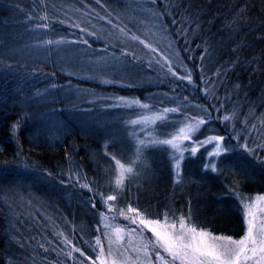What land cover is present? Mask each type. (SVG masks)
Returning a JSON list of instances; mask_svg holds the SVG:
<instances>
[{
    "label": "trees",
    "instance_id": "16d2710c",
    "mask_svg": "<svg viewBox=\"0 0 264 264\" xmlns=\"http://www.w3.org/2000/svg\"><path fill=\"white\" fill-rule=\"evenodd\" d=\"M150 4L163 16L184 70L175 75L171 86L117 91L140 96L146 91L147 104L159 105L155 96H150L164 88L177 97L178 101L173 100L172 104L199 106L195 117L204 116L203 110L207 109L210 119L199 132L198 140L222 135L226 146L234 150L217 159L221 172L216 174L203 170L204 163L211 158L208 149L202 148L182 162L183 178L177 182L170 153L149 149L151 166L146 170V181L136 180V175L128 179L118 206L130 204L148 218H162L165 211L170 216L188 215L190 211L192 222L198 227L239 239L244 230L243 217L228 188L236 187L253 197L264 194V163L240 147L246 140L264 158V148L257 147L264 144V0H150ZM50 9L43 0H0V264H8L9 260L13 264H79L83 259L79 253L74 252L72 258L65 255L69 248L63 243L64 237L86 256L95 258L89 244L100 234L96 231L99 212L106 209L94 193L108 194L114 187L111 155H115L116 146L105 148L108 137L97 133L95 127L82 128L70 123L65 114L60 115L64 126L55 128V134L42 123L37 126L34 120L40 116L48 118L50 113L42 105L33 108L29 103L34 101L30 97L43 86L22 72L39 71L55 76L56 81H61L59 88L65 82L84 89L111 88L72 78L52 64L12 65L8 62L15 58L2 57L6 29L10 26H25L28 30L38 23H48V29L64 32L60 28L63 22L48 12ZM13 12L24 19L14 17ZM85 13L89 16V12ZM43 15L55 22L41 21ZM9 68L11 72L7 71ZM189 73L191 83L179 79ZM205 88L209 95H205ZM53 99L51 96L43 101L48 110L57 105ZM58 99L63 108L64 103ZM221 105L217 112L215 109ZM182 113L184 117L192 112ZM232 113L235 117L230 121L218 118ZM14 124L20 125L15 135ZM237 134L239 141L233 138ZM106 152L111 155H105ZM138 182L145 186L142 194L133 187ZM84 183L90 184L93 192L81 188ZM136 200L145 205H137ZM52 209L57 213L55 226L47 216Z\"/></svg>",
    "mask_w": 264,
    "mask_h": 264
},
{
    "label": "rangeland",
    "instance_id": "374dc122",
    "mask_svg": "<svg viewBox=\"0 0 264 264\" xmlns=\"http://www.w3.org/2000/svg\"><path fill=\"white\" fill-rule=\"evenodd\" d=\"M43 2L44 5L50 6L51 9L48 12L56 16L58 21L63 22L60 24V28L65 33L51 29L36 30L35 27H29L27 30L25 26H10L6 29L5 46L1 51L2 57L6 59L15 58L16 60L8 62L12 65L22 62L37 66H51L49 64H52L58 66L62 73L72 78L83 81L88 80L99 87H110L111 89L110 91L92 88L84 89V87L82 88V86L71 82H65L63 87L59 88L57 84L58 82L61 83V81H56L55 76L39 71H24L22 73L28 79L32 81L33 79L38 80L40 85L43 86L38 93L30 97L34 101L29 104L33 108H38L42 105L41 107L50 113L48 118L40 116L34 122H37V126L42 123L44 128L47 127L55 134V128L64 126L60 115L65 114L68 121L78 127L90 129L95 127L97 133L108 137L107 145L116 146L115 155L123 162H126L134 151L133 144L128 137L129 127L126 122L129 119H135L142 112V109L137 106L128 108L123 106L114 107L113 105L120 103L117 99L119 97H123L128 101L139 100L141 103L147 104L146 91L140 96L137 94H123L119 90L117 91V88L127 90L132 87H163L165 84L171 86L170 84L175 76L169 72L163 57H168L172 61V72L177 71V74L184 70L180 55H176V53H179L176 42L168 33L163 16L157 8H153L150 0H43ZM85 12H89V16ZM13 15L18 17V19H24V17L21 18L18 16L19 14L14 12ZM48 20L55 22L54 19ZM109 20L112 21L111 24L108 23ZM65 23L79 24L80 28H84L86 31L82 33L80 28L70 27ZM113 25H119L125 28L130 35H136L140 39L151 43L157 51H150L138 41L132 40L130 35H121ZM68 31L77 34V37L66 33ZM89 33H94V35ZM86 36L89 37L88 43H81L80 41L85 40ZM61 37L67 41L77 40L78 42L65 43L59 47L55 45L50 47L37 46L39 41L46 39L55 40ZM170 41L174 45L172 48L168 46ZM102 45L107 47H101ZM122 52H126L129 55L123 56L121 55ZM133 53L135 58L132 56ZM7 71L11 72L12 69L9 68ZM103 81L111 82L105 83ZM161 90L163 91L150 96V98L155 96V101L159 104L155 105L153 104L154 102L148 104L153 111H162L164 108L180 106L176 103L172 104L173 100L178 101L176 96L164 88ZM51 96L54 97L53 102L55 105L57 102V105L56 107L54 106L55 108L48 110L43 101ZM58 97L64 103L63 108L58 103ZM166 104L172 107H168ZM180 107L181 109L183 108L182 111L187 110L192 113L184 117L182 111L168 113L167 117L170 126L166 128L158 127V132L175 131L183 124L189 123V118L195 117L197 113L199 114L197 107L193 105ZM157 124L159 125V122ZM172 124L176 127L173 128ZM65 126H67L66 123ZM203 127L204 125L201 126V129ZM199 132L193 136V140L199 139ZM191 144L192 141L190 140L183 142L185 148H190ZM203 148H207L208 152H212L215 145L206 144ZM149 151L145 153L146 166L139 165L136 169L138 173L136 180L146 181V170L151 166L148 160ZM170 151L168 152L170 153ZM184 157L185 160L194 156L189 151H185ZM208 158L210 157L208 156ZM113 164L115 168V162ZM130 178H134V176ZM133 187L135 190H139L141 194L146 191L145 186L139 182ZM135 203L141 206L145 205L142 200H136ZM56 214L53 209L48 212L47 216L50 218L52 226H55ZM110 222L119 227H126L127 225V221L118 214L117 219ZM132 227L135 226L133 225ZM143 235L145 238H152L151 232L147 230L144 231ZM136 240L137 237H132L133 243ZM128 241L129 237L126 234L124 243L127 245ZM128 255L134 256L135 253L129 249Z\"/></svg>",
    "mask_w": 264,
    "mask_h": 264
},
{
    "label": "snow or ice",
    "instance_id": "6c2138e0",
    "mask_svg": "<svg viewBox=\"0 0 264 264\" xmlns=\"http://www.w3.org/2000/svg\"><path fill=\"white\" fill-rule=\"evenodd\" d=\"M152 2L155 3V0H152ZM28 19L31 20L32 18L29 16ZM48 19L47 15L40 17L41 21H48ZM108 23L111 24L112 21L109 20ZM72 26L80 28L79 24ZM113 27L117 28L121 35H130L125 28L119 25H113ZM48 28V23H38L35 26L36 30H47ZM80 31L83 33L86 29L80 28ZM89 34L94 35V33ZM130 38L138 41L152 52L157 51L151 43L140 39L136 35H130ZM80 42L88 43L87 40ZM65 43L76 42L67 41L61 37L55 40L39 41L37 46L50 47L55 45L59 47ZM168 46L172 48L174 45L170 41ZM121 55L127 56L129 54L122 52ZM176 55L178 56L179 53H176ZM132 56L135 58L134 53ZM163 59L169 72L175 76L176 73L172 72V61L168 57H163ZM7 67H10V65ZM179 79H187L191 83V73L185 77H179ZM201 79L204 80V77L201 76ZM103 82L110 83L111 81ZM204 91L205 95H209L207 88ZM117 99L120 103L113 105L114 107L132 108L137 106L142 109V112L135 119H129L126 122L129 127L128 137L133 144L134 151L126 162L117 159L115 155L105 153V155H111V159L115 162L113 170L115 180L113 190L110 193L105 194L99 191L94 193V195L99 196L106 209L105 212H99L100 221L96 231L100 234L95 236L94 243L89 244L92 252L95 253V258L86 256L85 252L72 245L67 237L63 238V243L69 248L65 255L72 258L74 252L79 253L80 257L83 258L79 264H85V261L90 262V264H264V194H257L253 197L245 195L236 187L228 188V193L238 201L243 217L244 230L239 239L231 235H216L211 231L198 227L192 222L190 211L188 215L181 214L179 216L175 214L170 216L165 211L162 218H148L140 209L130 204L126 207L118 206V199L126 187L125 181L138 175L136 169L139 165L146 166L145 153L149 149H160L165 152L171 150L170 155L172 161H174L173 169L176 172L177 182H180L183 178L181 163L185 158V151H189L191 155L195 156L200 148H203L206 144H214V151L208 153L211 159L204 163L203 170L205 172L210 170L212 173L219 174L221 169L215 161L234 149L226 146L225 137L222 135L207 136L204 140L192 139L200 131L201 126L205 125L210 119V113L207 109L203 110L204 116L189 118V123L183 124L175 131L158 132V127L166 128L170 126L167 114L181 112L180 106L164 108L162 111H153L148 104H143L139 100L128 101L123 97ZM184 99L187 100V97ZM222 107L223 105L215 110L219 112ZM234 117L235 113L218 118L222 121H230ZM157 122H159V125ZM171 126L176 127L174 124ZM19 127L18 124L12 126L13 135ZM233 138L237 141L240 140L238 134ZM188 140L192 141V144L190 148H185L183 142ZM107 147L106 144L105 148ZM240 147L260 163H264V158L259 157L255 149L248 146L246 140ZM257 147L264 148V144L257 145ZM49 175L51 174L49 173ZM80 187L93 192L90 184L84 183ZM91 206L93 209L97 207L95 202ZM117 214L127 221L126 227H119L110 222L117 219ZM133 225L135 227H132ZM145 230L151 232V239L144 237ZM126 234L129 237L127 245L124 243ZM59 235L63 236V233H59ZM132 237H137L135 243L132 242ZM40 247L43 248L44 246L40 245ZM129 249L135 253L134 256L128 255ZM8 264H13V262L9 260Z\"/></svg>",
    "mask_w": 264,
    "mask_h": 264
}]
</instances>
